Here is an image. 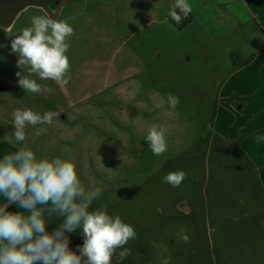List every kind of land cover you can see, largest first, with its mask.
Wrapping results in <instances>:
<instances>
[{
  "label": "rangeland",
  "instance_id": "obj_1",
  "mask_svg": "<svg viewBox=\"0 0 264 264\" xmlns=\"http://www.w3.org/2000/svg\"><path fill=\"white\" fill-rule=\"evenodd\" d=\"M199 1H204L206 11H201ZM220 2L191 0L195 19L182 29L183 22L175 26L171 17L165 24L159 23L168 10L167 0L156 5L150 0H66L58 16L30 8L18 17L10 33L0 28V76L17 84L16 73L27 75L28 69L17 66L18 56L11 51L14 36L8 34L29 27L31 17L48 14L53 19H68L79 36L70 39L67 53L69 83L62 87L32 75L45 90L26 92V98H48L57 110L66 109L61 115L65 120H57V156L64 155L65 147L70 149L82 183L102 189L90 210L106 206L110 215H119L138 234L126 245L132 255L122 264H161L166 254L150 241L168 244L170 264H225L222 250L247 242L246 229L236 233L234 219H225L232 223V228L226 229V233H234L231 238L221 239L216 228L217 189L222 190L224 205V199H232V205L240 207L234 218L241 225L254 216L239 204L247 198L246 193L238 192L245 178L230 176L243 169L230 168V155L222 161L215 154L214 141L210 142L217 86L212 68L198 67L196 58L188 63L191 54L184 52L198 44L199 27L209 29L219 23L216 12ZM154 13L158 23L145 26ZM133 30L137 32L134 36ZM151 30H156L157 36L149 46L144 41ZM147 53L149 60L143 58ZM191 53L196 57L195 50ZM202 71L205 73L199 79L205 83L197 80ZM167 93L180 97L175 109L169 107ZM153 124L168 128V149L161 156L153 155L145 139ZM179 170L186 173L179 187L164 182L166 174ZM219 172L226 177L218 179ZM182 230L190 242L180 241L177 234ZM80 234L79 229L68 234L70 243ZM114 258L118 264V252Z\"/></svg>",
  "mask_w": 264,
  "mask_h": 264
},
{
  "label": "clouds",
  "instance_id": "obj_2",
  "mask_svg": "<svg viewBox=\"0 0 264 264\" xmlns=\"http://www.w3.org/2000/svg\"><path fill=\"white\" fill-rule=\"evenodd\" d=\"M192 12L188 0H175L169 15L179 25ZM8 35L14 36L11 51L18 56L17 66L28 69L27 75L24 71L16 73L22 89L33 94L45 90L30 78L32 75L62 87L69 83L71 62L67 53L70 39L79 36L68 19H53L48 14L33 16L29 27ZM166 99L172 109L180 103V97L172 93H167ZM60 112L40 115L30 108L14 109L11 115L15 131L7 138L8 143L14 147L22 144L27 139V126L52 125ZM47 131L46 127L37 128L36 135H45ZM167 132V126L159 124L148 129L145 139L153 155L161 156L167 151ZM254 139L260 143L264 137ZM63 152L62 156H38L32 147L23 144L0 157V197L6 202L0 205V264H112L117 252L118 264H122L132 255V249L126 245L138 238L134 227L119 215H110L106 206L90 210L102 196V189L94 183H82L75 155L67 147ZM185 178L186 173L179 170L169 172L163 180L175 188ZM9 204L25 211H7ZM53 218L60 223L49 232L47 224ZM78 229L83 244L72 250L68 234ZM177 235L180 241L190 242L185 230ZM150 243L166 254L161 264H170L168 244Z\"/></svg>",
  "mask_w": 264,
  "mask_h": 264
},
{
  "label": "crops",
  "instance_id": "obj_3",
  "mask_svg": "<svg viewBox=\"0 0 264 264\" xmlns=\"http://www.w3.org/2000/svg\"><path fill=\"white\" fill-rule=\"evenodd\" d=\"M162 1L150 0V3L156 5ZM173 1L168 3L167 0L168 10L160 21L154 13V18H147L144 25L152 26L158 21L165 24L170 18V11L173 10L175 4ZM220 1L217 3L219 6L216 12L219 23L213 24L215 27L209 29L199 27L198 44L188 47L184 52L191 54L188 63H192L196 58L198 67L212 68L214 83L217 86L213 98L214 119L213 125L210 126L213 134L210 136V142L214 141L215 154L222 158V161L225 160L224 157L230 155L228 159L230 168L243 169L242 172L230 176L245 178V184L238 192L246 193L247 198L240 199L239 204L246 207L254 216L252 220L241 225V222L234 218L240 207L232 205L234 202L232 199H224V205L222 190H216V228L221 239L231 238L234 234L226 233V229L232 228V223L229 224L225 219H234L233 226L238 230L236 233L241 234V229H246L248 235L247 242L240 241L229 251L222 250V260L225 264H264V140L257 143L254 139L256 136L264 137V0ZM201 2V11H206L208 7L204 1ZM201 2L199 1V4ZM191 5L194 7L193 3ZM190 15L195 19L194 11ZM107 25L109 26L108 22ZM170 26L173 27L171 22ZM136 33V30H133L131 35L134 36ZM148 34L150 36L146 35L144 42L151 46L156 40V30H151ZM239 41L242 45H238ZM192 50H195L196 57L192 55ZM136 58L141 59L137 56ZM143 58L149 60L150 55L144 54ZM210 60L213 62L212 65L208 62ZM204 73L203 71L197 73L198 82L205 83L199 79ZM0 79L8 78L0 76ZM17 85L18 90L15 92L0 93V157L7 152L16 151L17 147L23 144L32 147L38 156H57V120L62 122L65 120L61 115L65 114L66 109L60 112L57 106L49 104L48 98L36 97L30 100L26 98V91ZM17 108H30L40 115L45 112H60V115L54 118L52 125L27 126L26 141L14 147L8 143L7 138L15 131L11 113ZM41 126L48 129L47 134L37 136L36 129ZM221 163H217L218 169L222 168ZM219 175L218 179L226 177V174L220 172ZM4 203L6 202L0 197V205ZM14 207L17 205L9 204L7 211ZM184 210L189 211L187 207H184ZM23 211L25 210L22 208L18 210ZM223 212L229 215L224 216ZM59 223V220L53 218L47 224V231H54Z\"/></svg>",
  "mask_w": 264,
  "mask_h": 264
},
{
  "label": "water",
  "instance_id": "obj_4",
  "mask_svg": "<svg viewBox=\"0 0 264 264\" xmlns=\"http://www.w3.org/2000/svg\"><path fill=\"white\" fill-rule=\"evenodd\" d=\"M66 0H0V28L11 29L18 17L30 8L42 9L52 16H58ZM18 85L8 79H0V93L5 91L15 92ZM142 147L139 146V149ZM20 207L10 209L18 212Z\"/></svg>",
  "mask_w": 264,
  "mask_h": 264
},
{
  "label": "trees",
  "instance_id": "obj_5",
  "mask_svg": "<svg viewBox=\"0 0 264 264\" xmlns=\"http://www.w3.org/2000/svg\"><path fill=\"white\" fill-rule=\"evenodd\" d=\"M171 21L173 22V24L176 26L177 24L171 19ZM192 21V16L189 15V17L185 20H183V23L180 25V28L182 29L183 27H185V25L189 24ZM83 236L82 234L80 235V237L77 239V241L69 244L70 249L72 250H76L77 246H82L83 244ZM112 264H116L115 258L113 257L112 260Z\"/></svg>",
  "mask_w": 264,
  "mask_h": 264
}]
</instances>
